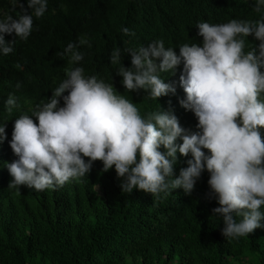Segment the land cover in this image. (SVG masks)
Segmentation results:
<instances>
[{"label":"clouds","instance_id":"1","mask_svg":"<svg viewBox=\"0 0 264 264\" xmlns=\"http://www.w3.org/2000/svg\"><path fill=\"white\" fill-rule=\"evenodd\" d=\"M10 3L20 11L0 13L3 56L13 52L17 37L25 45L34 19L48 10V0H26L27 6L21 0ZM253 11L258 19L198 22L195 41L182 43L179 53L177 45L166 47L158 39L125 49L131 55L130 67L122 64L120 48L110 54V63L119 65L116 74L122 77L124 90H142L156 101L175 94V82L166 78L177 71L185 96L175 99L187 110L182 113L186 123L197 131L181 126L174 112L160 105L142 115L110 80L97 70L84 69L81 49L92 46L90 39L81 35L69 42L59 53L71 65L65 78L31 115L22 114L14 121L9 145L16 159L4 164L12 177L8 188L19 190L23 185L44 191L90 171L97 178L99 160L103 171L114 168L122 193L143 190L161 199L178 188L189 196L207 171L211 197L219 205L212 216L221 218L225 239L239 240L264 229V0H254ZM121 31L135 35L127 27ZM6 34L15 39L6 40ZM249 37L258 43L245 51ZM17 107V97L9 94L5 110L11 113ZM5 127L6 122L0 124V143L6 139ZM177 153L191 157L178 175ZM92 184V192L101 196V182Z\"/></svg>","mask_w":264,"mask_h":264},{"label":"trees","instance_id":"2","mask_svg":"<svg viewBox=\"0 0 264 264\" xmlns=\"http://www.w3.org/2000/svg\"><path fill=\"white\" fill-rule=\"evenodd\" d=\"M21 2L27 6L26 0ZM253 2L48 0V10L34 19V30L25 45L17 37L13 52L0 55V124L6 122V139L0 143L4 152L0 153V264H264V229L233 241L222 235L221 218L212 216V209L219 205L211 197L207 171L189 196L178 188L157 199L143 190L122 193L114 168L103 171L99 160L97 178L90 171L79 180L44 191L23 185L19 190L8 188L12 177L4 167L5 162L16 159L9 145L15 119L31 115L51 97V90L71 67L59 53L81 35H86L92 45L81 49L85 52L81 62L85 70H97L101 78L110 80L142 115L160 105L163 110H172L181 126L197 131L196 126L186 123L183 114L187 110L175 99L185 96L177 71L171 76L161 74L168 76L166 82H175V94L156 101L142 90H124L122 77L116 74L119 65L110 63V54L120 48L122 64L130 67L131 55L124 53L125 49L147 46L158 39L166 47L193 42L195 24L202 21L217 24L234 18L258 19ZM19 11L18 7L13 10L10 0H0V13L16 15ZM123 27L135 35H125ZM5 39L15 36L6 34ZM255 43L251 37L246 39L245 51ZM9 94L18 102L11 113L5 110ZM27 106L29 112H25ZM190 158L177 153L176 175L187 167ZM94 180L102 184L101 196L90 190Z\"/></svg>","mask_w":264,"mask_h":264},{"label":"bare ground","instance_id":"3","mask_svg":"<svg viewBox=\"0 0 264 264\" xmlns=\"http://www.w3.org/2000/svg\"><path fill=\"white\" fill-rule=\"evenodd\" d=\"M126 38H127V37H126ZM182 43H183V42L180 41V42L177 44V46H176V49H178V50H177V53H179V48H178V47H179L180 45H182ZM21 111H23V110H21ZM10 154H11V153H10ZM90 185H91V186H90V190H93V189H94V191H95V185L92 184V182H90ZM63 192H64V191H63ZM63 192H60L59 194H61V193L63 194Z\"/></svg>","mask_w":264,"mask_h":264}]
</instances>
